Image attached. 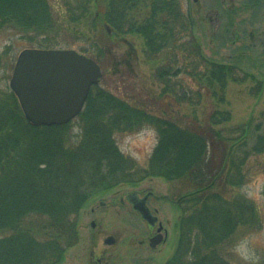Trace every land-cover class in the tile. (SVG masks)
<instances>
[{
    "label": "trees",
    "instance_id": "obj_1",
    "mask_svg": "<svg viewBox=\"0 0 264 264\" xmlns=\"http://www.w3.org/2000/svg\"><path fill=\"white\" fill-rule=\"evenodd\" d=\"M182 3L0 0V31L11 24L30 34L36 49H76L66 39L69 24L88 19L98 26L101 20L104 37L139 35L146 59L162 61L153 74L162 85L159 96L114 93L100 83L91 89L78 123L33 125L14 93V102L0 103V264H61L78 242L82 210L96 195L149 178L180 183L181 191H188L179 196L177 246L166 264H232L227 246L256 219L255 209L235 189L244 183L251 156H264V127L250 142L247 132L218 128L232 120L227 110L215 109L204 123L195 115L189 123L173 116L174 106L197 107L205 98L224 105L229 80L251 77L205 54L195 19ZM140 5L150 11L138 20L131 10ZM64 19L68 24H60ZM108 51L101 47L98 56ZM147 126L159 140L147 166L140 167L122 153L116 135Z\"/></svg>",
    "mask_w": 264,
    "mask_h": 264
},
{
    "label": "rangeland",
    "instance_id": "obj_2",
    "mask_svg": "<svg viewBox=\"0 0 264 264\" xmlns=\"http://www.w3.org/2000/svg\"><path fill=\"white\" fill-rule=\"evenodd\" d=\"M182 2L186 12H191L195 19L197 36L205 54L218 62L236 65L251 77L244 82L229 80L225 90L226 104L218 105L211 98H205L197 107L186 103L173 104V116L189 123L195 115L204 123L215 109L227 110L231 112L232 120L218 128L247 132V138L253 142L258 127H264V0ZM149 9L140 5L131 11L139 20L149 15ZM93 10L96 11L91 9L92 13ZM66 20L60 24H68ZM99 22L98 26L88 19L70 23V35L66 39L75 42L78 52L82 53L80 47H84L89 53L82 54L99 58L104 73L100 82L102 86L114 93L159 96L162 85L153 78V74L162 61L146 59L144 41L139 35L120 36L113 33L109 38L104 37L105 25L103 21ZM31 38L30 34H24L11 24L0 31V103L14 102L10 80L20 53L26 49H36L32 47ZM101 47L109 49L106 57L98 56L97 51ZM74 121L78 123L77 118ZM74 133H77V126ZM158 140L156 129L150 126L139 132L116 135L119 149L140 167L147 166ZM246 166L247 176L235 192L241 200H247L252 205L256 219L251 227L241 228L233 235L225 254L232 264H264V156H251ZM149 189L157 195L151 204L162 210L160 222L170 231L167 244L155 251L147 244L139 245L140 240L152 234V229L141 216L134 213L130 205L124 207L119 203L115 207L112 204L116 192L121 194ZM183 192L188 191H181L180 183L149 178L136 186L122 184L112 191L96 195L82 210L77 226L78 242L67 251L61 264H97L95 258H105L108 264H166L176 250V226L180 220L167 199L161 198L179 199ZM101 203H106V206ZM92 209L96 210L95 215L91 213ZM92 221L97 222L95 229L91 227ZM107 238H113L115 243L106 244Z\"/></svg>",
    "mask_w": 264,
    "mask_h": 264
},
{
    "label": "water",
    "instance_id": "obj_3",
    "mask_svg": "<svg viewBox=\"0 0 264 264\" xmlns=\"http://www.w3.org/2000/svg\"><path fill=\"white\" fill-rule=\"evenodd\" d=\"M103 76L101 66L94 59L76 50L26 49L17 59L10 87L31 124L62 126L82 113L92 87ZM148 197L140 200L137 193H131L128 199L143 220L154 227L158 217L147 207ZM162 241L160 234L150 245L156 248Z\"/></svg>",
    "mask_w": 264,
    "mask_h": 264
},
{
    "label": "flooded vegetation",
    "instance_id": "obj_4",
    "mask_svg": "<svg viewBox=\"0 0 264 264\" xmlns=\"http://www.w3.org/2000/svg\"><path fill=\"white\" fill-rule=\"evenodd\" d=\"M152 190L151 189H149V190H147V191H133V192H129V193H118V192H116V194H115V196H114V198L112 199V204H113V206H115V207H117V205L120 203L122 206H126V205H130L131 206V210L134 212V213H136L137 215H139V216H141L137 211H135L134 210V207H133V204H131L130 203V201H129V199H128V196H129V194H133V193H137L138 194V196H139V199L141 200V199H143V198H145V196L146 195H149V197H148V199H147V202H146V204H147V207L149 208V210L151 211V213L154 215V216H156V217H158V221H157V223H156V225L154 226V227H151L150 225H148L149 226V228L150 229H152V234L150 235V236H148V237H146V239H142V240H140L139 241V245L140 246H145L146 244L149 246V248L152 250V251H155V250H157V249H159V247L160 246H162V245H166L167 244V242L169 241V239H170V231H169V229H168V227H166V226H164V224L162 223V222H160V215H161V212H162V210L159 208V207H156V206H153L152 204H151V200L152 199H154V198H157V195L153 192H151ZM150 193H152V194H150ZM119 196V197H118ZM161 199H167V201H168V203H170V205L172 206V209L174 210V212L175 213H178V218H179V220H180V217H181V210H182V205H180V200L179 199H175V200H173V199H168L167 197H164V198H161ZM137 200V199H136ZM102 204V203H101ZM102 206H106L105 204L104 205H102ZM184 208L185 209H187V212H189V209H190V204H186L185 206H184ZM91 213L93 214V215H95V213H96V210L95 209H92L91 210ZM188 217V216H187ZM186 216H185V218H187ZM142 218V217H141ZM95 224V227L93 228V226H92V224ZM187 225V224H186ZM91 227L93 228V229H95L96 227H97V222L96 221H92L91 222ZM159 228H162V231L161 232H159ZM162 235L163 236V241H162V243L161 244H159L156 248H152L151 247V240L154 238V237H156V236H158V235ZM105 243L106 244H109V243H111V244H114L115 243V241H114V239L113 238H107L106 240H105ZM95 261H96V263L97 264H108V262H105V258H95Z\"/></svg>",
    "mask_w": 264,
    "mask_h": 264
}]
</instances>
